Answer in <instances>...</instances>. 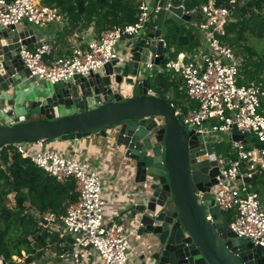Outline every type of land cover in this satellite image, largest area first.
Masks as SVG:
<instances>
[{"label":"water","instance_id":"obj_1","mask_svg":"<svg viewBox=\"0 0 264 264\" xmlns=\"http://www.w3.org/2000/svg\"><path fill=\"white\" fill-rule=\"evenodd\" d=\"M164 2L158 1L155 28L150 26L145 38L129 41L122 61L114 59L100 71L66 82L29 78L18 51L33 37H27L20 25L0 30V113L12 118L10 124L0 121V146L78 140L116 129L115 142L133 163L136 180L148 181L146 202L133 204L130 215L135 219L137 211L141 213L138 233L146 237L149 264H264V246L238 237L213 205L218 154L183 127L170 103L150 88V76L140 78L149 52L158 55L156 65L166 53L159 39L164 21L196 20L195 14L185 13L183 4L172 3L166 10ZM18 86L26 97L22 103L13 101L10 93ZM14 103H21L25 112L15 115ZM230 137L238 141L244 135L233 126ZM40 220L46 223L43 216Z\"/></svg>","mask_w":264,"mask_h":264},{"label":"built area","instance_id":"obj_2","mask_svg":"<svg viewBox=\"0 0 264 264\" xmlns=\"http://www.w3.org/2000/svg\"><path fill=\"white\" fill-rule=\"evenodd\" d=\"M136 1L139 12L134 23L104 29L84 47H75L66 55L47 58L53 47L46 40L39 41L34 49L20 45L18 54L28 77L50 84L66 82L75 75L87 77L108 62L124 57L129 41L143 39L150 26L155 28L151 18L160 8L159 0ZM164 3L167 10L173 1ZM247 3L248 0H223L218 4L213 0L202 4L197 11L185 10L187 14H195L194 26L200 43L192 53L168 60L164 68L182 79L187 100L193 103L186 110L170 103L175 115L183 127L198 134L204 145L222 143L224 140L217 133L230 136L233 126L244 135L238 141L230 138L235 158L217 155L221 165L211 196L220 212L231 213L229 226L238 237L264 246V209L258 193L250 189L253 176L264 175V74L263 82L243 81L241 54L224 40L235 12ZM61 20L58 9L42 4L41 0H0V30L23 22L43 27ZM157 56L149 52L143 68L149 71L155 68ZM44 142L0 146V159L3 150L11 146L56 182L73 181L77 193L76 200L66 206L58 223L52 215L43 217L46 220L43 227L56 233L57 245L66 250L61 253L47 250L44 260L23 261L22 264H131L129 237L122 220L104 218L103 188L98 171L86 161L45 147ZM198 199L201 201V194ZM206 219L211 220L208 213Z\"/></svg>","mask_w":264,"mask_h":264},{"label":"trees","instance_id":"obj_3","mask_svg":"<svg viewBox=\"0 0 264 264\" xmlns=\"http://www.w3.org/2000/svg\"><path fill=\"white\" fill-rule=\"evenodd\" d=\"M222 1L215 0L218 4ZM41 2L58 7L75 3L73 11L85 13L89 20L94 18L99 28L132 24L137 20L139 12L136 0H41ZM206 2L208 0H173L176 5L183 4L186 10ZM70 11L67 9V12ZM234 18L236 21L228 24V36L224 40L240 50L238 51L242 55L240 74L243 81L255 79L257 82H263L261 76L264 74V53L255 54L250 46H242L239 41L247 39L246 30L258 40H264V0L249 1L237 9ZM231 32L235 33V37H229ZM162 38L166 44L167 55L159 63L161 72L166 70L164 67L168 60L175 59L177 53L183 49L190 50L197 44L194 35L183 26L179 28L176 21L171 18L164 21ZM171 49L173 51H170ZM154 82L151 84L155 89L153 91L170 103L156 87L164 84L159 76ZM211 146L213 149L223 151L222 143L214 142ZM228 152L229 150L224 154L231 158L236 157L234 152ZM76 196L73 181L65 184L56 182L53 177L15 152L11 146L6 147L0 159V258L4 264H14L12 257H22L23 253L26 255L25 263L36 259L44 260L45 251L49 243L57 240V234L50 233L44 228L40 217L50 213L56 219L60 218L66 206L76 200ZM9 197L14 199L13 208L8 207ZM56 248L58 252L66 250Z\"/></svg>","mask_w":264,"mask_h":264},{"label":"crops","instance_id":"obj_4","mask_svg":"<svg viewBox=\"0 0 264 264\" xmlns=\"http://www.w3.org/2000/svg\"><path fill=\"white\" fill-rule=\"evenodd\" d=\"M209 1L213 0H208V2ZM41 3L44 4L43 2ZM202 4L185 10L192 11L196 9L197 11ZM47 6L56 7L58 9L59 13L62 16V20L60 22L50 23L43 27L35 26L29 23H27V26H24L23 22L22 24H20V28H23V30L27 29L24 31V33L27 34V37H33L31 38V41L26 44L29 49H34V47L41 40L50 41L52 43V51L47 56V58H49L50 60L55 57L68 54L75 47H84L87 41L97 36L102 30L107 29L97 27L95 24V19L93 18L89 20L85 13L74 12L73 10L75 8V3H69L68 5L64 4L62 7H58L54 4ZM67 9H70L71 11L67 12ZM172 19L176 21V24L179 28L183 26L186 31L189 30L194 35L195 40L197 41V44L192 49H183L181 52L177 53L175 57L176 59L182 54L192 53L194 49L199 45L200 40L198 39L193 20L185 21L176 17H172ZM156 23V18H151V24L156 25ZM148 42L149 39L146 40V44ZM164 45L166 47L165 41ZM123 50L124 49L122 47L121 55ZM170 51L173 50L171 49ZM166 55L167 51L164 56ZM119 60L122 61V58H119ZM145 60L146 58L144 59V61ZM152 74H155L156 77L162 75V78H165L163 82L164 84L160 87H156L159 88L158 91L160 93L164 94L165 97L170 100V103H173L176 107L182 108L184 110L193 106V103H190L187 100L184 92L183 81L178 75L168 70L161 72L159 64L156 65V67L151 71L145 68L139 70V75L141 76L140 78L147 76L152 77ZM149 84L150 88L152 90H155L151 86V79ZM18 87L15 88V94L12 92L14 90H12L10 93L13 95V101L17 99L22 103L26 98L21 94L23 93L22 88H24V86L21 85L22 88L19 87L20 89ZM10 98L11 97L9 96L8 99ZM20 104H13L15 115H20L25 112L23 105L20 106ZM91 104L95 105L93 102ZM70 111H73V109H70L69 112ZM1 112L2 113H0V121L4 124L12 123V118L7 116L5 112ZM115 130L116 129H108L105 136L92 133L78 140H62L60 138L48 141L45 140L44 146L69 155L71 157L73 156L80 160L86 161L91 167L98 171L101 176V183L103 188L102 198L104 201V218L107 221H111L116 218H120L122 220L124 228L129 237V255L131 264H149L146 255V237L144 234L138 233V215L141 213L137 211V218L135 219L130 215L131 206L133 204L136 205L138 203L142 204L146 202L144 195H146L149 191L148 181L146 179L144 181L136 180L133 163H131V161L127 159V156L124 154L123 149L117 146L115 142ZM232 150L234 152L233 148ZM228 153H230V151ZM225 154L223 155L227 156ZM258 178L259 176L256 177V179H253L251 184L257 183ZM257 193L264 209V192L262 193L263 197H261V194L258 191ZM45 214L44 215L48 217L52 215L50 213ZM223 214L224 218H226L227 221L231 219L230 213ZM52 217L54 218L55 223L59 222V218L56 219L54 215H52ZM57 241L58 240H56L52 244L49 243V248L47 250L61 253L58 252L56 248L59 247L56 243ZM59 248L61 249V247Z\"/></svg>","mask_w":264,"mask_h":264},{"label":"rangeland","instance_id":"obj_5","mask_svg":"<svg viewBox=\"0 0 264 264\" xmlns=\"http://www.w3.org/2000/svg\"><path fill=\"white\" fill-rule=\"evenodd\" d=\"M249 1H251V0H248V2ZM233 21H236V19L234 18ZM245 33H246L247 39L246 40H240L239 41V44L242 45V46L243 45L250 46L252 48V51L255 54H262V53H264V40L263 41H260L257 38L251 36L248 30H246ZM229 37H232V38L235 37V33L231 32ZM236 51L238 52L240 50L237 48ZM254 56H256V55H254ZM241 58H242V55H241ZM155 78H156V75L155 74H152L151 84H154L155 83L154 82L155 81ZM159 79H161V81L164 82V79L161 78L160 75H159ZM262 105H263V108H264V99L262 101ZM217 134L224 141L222 143V145H223V151H220V150H218L216 148L218 150L217 151L214 148V150L216 151V153L218 155H223L227 150H229L230 153H232L233 152V150H232V141L230 140L229 134L228 133H224V132H218ZM48 140H51V139H47L46 141H48ZM250 189L252 191H256V192L258 191L261 194V197H263L262 193L264 192V175H260L259 176L257 183L250 184ZM8 207H11V208L14 207V199H13V197H9V199H8ZM45 215L43 217H46ZM25 257H26V255H25V253H23V256L22 257L13 256L12 259L14 260V264H22L23 261H24V259H25ZM0 264H4L2 258H0Z\"/></svg>","mask_w":264,"mask_h":264}]
</instances>
